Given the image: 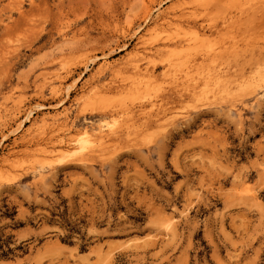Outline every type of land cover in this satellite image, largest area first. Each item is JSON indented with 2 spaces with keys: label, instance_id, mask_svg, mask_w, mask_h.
<instances>
[{
  "label": "rangeland",
  "instance_id": "obj_1",
  "mask_svg": "<svg viewBox=\"0 0 264 264\" xmlns=\"http://www.w3.org/2000/svg\"><path fill=\"white\" fill-rule=\"evenodd\" d=\"M147 1L0 0V264H264V0Z\"/></svg>",
  "mask_w": 264,
  "mask_h": 264
},
{
  "label": "bare ground",
  "instance_id": "obj_2",
  "mask_svg": "<svg viewBox=\"0 0 264 264\" xmlns=\"http://www.w3.org/2000/svg\"><path fill=\"white\" fill-rule=\"evenodd\" d=\"M151 2H152V0H148L147 3H145V4L143 3V4H142V6L144 5V7H143V11H142V17H141L142 20H143L142 22H145L146 19L151 15V8H150V6H152V5H151V4H152ZM253 3H254V4H256V3L258 4V2H253ZM254 4H253V5H254ZM258 6H259V5H256L255 8H254V10H255L256 7H257L259 10L261 9V10L264 12V9H263L264 6H263V8H261L262 5H261L260 7H258ZM253 7H254V6H253ZM246 9H249V7L246 8ZM259 10H258V11H259ZM245 11H246V10H245ZM262 11H260V12H262ZM249 13H250V12H249ZM256 13H258V12H257V9H256ZM261 14H262V13H261ZM261 14H260V15H261ZM260 15L258 14L257 16H260ZM257 16H256V17H257ZM257 18H258V17H257ZM150 31H151V29H150ZM150 31H149V32H150ZM147 32H148V31H147ZM151 33H152V32H151ZM148 34H149V33H147V35H148ZM141 36H143V35L141 34ZM167 37H168V36H167ZM198 38H199V37H198ZM64 39H65V38H64ZM66 39H67V38H66ZM170 39H171V37H170ZM174 39H175V38H174ZM240 39H241V38H240ZM240 39H239V40H240ZM172 40H173V39H171V41H172ZM243 40H244V39L242 38V42H244ZM229 42H230V41H229ZM232 42H234V41H232ZM236 42H237V40H236ZM240 43H241V40H240ZM250 43H251V42H250ZM227 44H229V43H227ZM227 44H226V45H227ZM233 44L235 45V42H234ZM241 44H242V43H241ZM256 44H257V43H255V45H256ZM239 45H240V44H239ZM228 46H229V45H228ZM237 46H238V45H236L235 48H236ZM248 46H249V48H250V47H251V44H249ZM256 46H257V45H256ZM224 47H227V46H224ZM232 47H233V46H231V48H232ZM258 47H259V46H258ZM258 47H257V48H258ZM262 47H263V46H262ZM227 48H228V47H227ZM231 48H230V49H231ZM233 48H234V47H233ZM233 48H232V49H233ZM235 48H234V49H235ZM240 48H241V47H239V50H240ZM249 48H248V51H247V52H249ZM251 48H252V47H251ZM251 48H250V49H251ZM253 48H254L253 50H256V51L251 52V50H252V49H251V50H250L251 53H249L248 55L251 54L249 57L252 56V57L255 58V59L253 58V59H254V62H251L250 58L247 59L246 57H245V60H244L245 62L242 61L243 59H242L241 61L244 62V66L246 67L245 69H249L248 73H252L251 71L255 70V72H256V73L258 74V76H259V75H261V74H264V57H263V59L261 60V59H260L261 57L258 55L260 49H262V48L257 49V48H255V46H253ZM145 49H146V48H145ZM234 49H233V50H234ZM263 49H264V47H263ZM142 50H143V49H142ZM226 50H228V49H226ZM239 50H238V51H235V53L239 52ZM257 50H258V52H257ZM149 51H150V50H149ZM223 51H224V50H223ZM225 52H227V51H225ZM228 52H229V51H228ZM255 52H256V54H257V53H258V54H257V55L254 54ZM260 52H261V51H260ZM262 52H263V51H262ZM262 52H261V53H262ZM185 53H186V52H185ZM230 53H231V51H230ZM230 53H228V54H230ZM233 53H234V52H233ZM183 54H184V53H182V55H183ZM186 54H187V53H186ZM253 54H254V55H253ZM151 55H152V53H151ZM174 55H176V54H174ZM177 55H178V54H177ZM187 55H188V54H187ZM201 55H202V54H201ZM204 55H205V54H204ZM178 56H180V58L182 57L180 54H179ZM185 56H186V55H185ZM199 56H200V55H199ZM205 56H206V55H205ZM205 56H204V59L207 58V56H206V57H205ZM255 56H256L257 58H256ZM258 56H259L260 58H258ZM263 56H264V52H263ZM174 57H175V56H173V58H174ZM188 57H189V56H188ZM252 57H251V58H252ZM176 58H177V57H176ZM176 58H175V60H176ZM178 58H179V57H178ZM182 58H183V57H182ZM183 59H184V58H183ZM193 59H194V58H193ZM202 59H203V58L201 57L200 60L203 61L204 59H203V60H202ZM246 59H247V60H246ZM148 60H149V59H148ZM169 60H170V59H168V61H169ZM175 60L173 59L172 62H176ZM177 60H178V59H177ZM181 60H182V59H181ZM186 60H187V58L185 59V61H186ZM196 60H197V59H196ZM196 60H195V61H196ZM239 60H240V59H239ZM182 61L184 62V60H182ZM187 61H188V60H187ZM187 61H186V62H187ZM191 61H193V60H190V62H191ZM197 61H199V60H197ZM201 61H199V62H201ZM190 62H189V63H190ZM193 62H194V61H193ZM193 62H191V63H193ZM235 62H237V63H235ZM242 62H241V63H242ZM177 63H178V62H177ZM191 63H190V64H191ZM194 63H195V62H194ZM232 63H234V64L232 65L233 69H231V70H232V71H234V70L237 71V69H238V71L240 72V73H238V74L235 72L234 74H235V75L237 74V76H239V77H238L239 79H241V77H244V75H245L244 73H245V72L242 73V71H241V70H243V69H242L243 65L240 64V61H238V60H235V61H234V60H233ZM174 64H176V63H174ZM184 64H185V62L183 63V65H184ZM169 65H170V64H169ZM172 65H173V64H172ZM172 65H170V66L172 67ZM179 65H180V64H179ZM191 65H193V64H191ZM194 65H195V64H194ZM194 65H193V66H194ZM200 65H201V64H200ZM235 65H236L237 68L235 67ZM240 65H241L242 67H240ZM175 66H176V65H175ZM187 66H188V64L186 65V67H187ZM189 66H190V65H189ZM189 66H188V67H189ZM195 66H196V65H195ZM195 66H194V67H195ZM222 66H223V65H222ZM229 66H230V65H229ZM146 67H147V66H146ZM198 67H199V66H198ZM224 67H226V65H224ZM224 67H223V68H224ZM230 67H231V66H230ZM234 67H235V69H234ZM152 68H153V67H152ZM152 68H151V69L147 68V69H144V70H146V71H150V70H152ZM162 68H163V67H162ZM164 68H165V67H164ZM184 68H185V67H184ZM191 68H192V67H189L188 69L190 70ZM221 68H222V67H221ZM167 69H169V68H167ZM186 69H187V68H186ZM186 69H185L184 71H185L186 74H187V70H186ZM199 69H200V67H199ZM189 70H188V71H189ZM201 70H202V69H201ZM204 70H206V72H205V73L203 72V74H202L201 76H199L200 73H199V75L196 74V73H198V72L194 71V69H192V72L189 71V74H192L193 71H194L195 74L197 75V77H200V79H201V78H204V79H205L206 77H207V78H210V75H209V74H210V73H209L210 70H209V68H208V69H204ZM218 70H219V69H218ZM223 70H226V69H223ZM223 70H219V71H220V75H221V77H220V75H218V76H219L218 78H221V80H225V79H223V78H225V77H224V76L222 77V75H223V73H224ZM139 71H140V70H139ZM146 71H145V74H146ZM181 71H182V70H181ZM184 71H182L181 73L184 74V73H185ZM197 71H198V69H197ZM219 71H217V74H219V73H218ZM228 71H229V70H228ZM232 71H231V72H232ZM243 71H244V70H243ZM151 72H152V71H150V74H151ZM183 72H184V73H183ZM190 72H191V73H190ZM221 72H222V74H221ZM229 72H230V71H229ZM147 73H149V72H147ZM248 73H246V75H247ZM67 74H68V73H67ZM182 74H179V75H182ZM186 74L182 75V76H183L182 80L184 79V77H187V76H188V78H189L190 75H189V74L186 75ZM195 74L193 73L191 76H193V75H195ZM234 74H233V75H234ZM146 75H147V74H146ZM227 75H228V74H227ZM65 76H66V75H65ZM191 76H190V79H188V78H185V79H188V80H190V81L196 79V78H193L194 76H193V77H191ZM216 76H217V75H216ZM178 77H179V79H181L180 76H178ZM234 77H236V76H234ZM234 77L232 76L233 79H234ZM247 77H248V76H247ZM250 77H251V76H250ZM65 78H66V77H65ZM191 78H193V79H191ZM207 78H206V79H207ZM216 78H217V77H216ZM259 78L261 79V82L264 83V80H262V77H259ZM259 78H257V79H259ZM185 79H184V80H185ZM206 79H205V80H206ZM239 79H238V80H239ZM251 79H255V80H253V81H255V82H256V80H257V79H256V76L251 77ZM182 80H180V81L182 82ZM234 80H237V78L234 79ZM176 81H177V80H176ZM178 81H179V80H178ZM185 81H186V80H185ZM185 81H183L184 84L186 83ZM251 81H252V80H251ZM183 82H182V83H183ZM188 82H189V81H188ZM248 83H250V82H248ZM187 84H189V83H187ZM192 84H195V83H192ZM73 85H74V84H73ZM73 85H72V86H73ZM85 85H86V83H85ZM256 85H257V83H254V84H253V87H255ZM263 85H264V84H263ZM78 86H79V85H78ZM257 86H258V85H257ZM179 87H180V88H179V91H180V89H181L182 86L179 85ZM253 87H252V89H253ZM70 88H71V87H70ZM75 88H76V87H75ZM96 88H97V87H96ZM170 88H172V87H170ZM176 88L178 89V86H177ZM259 88H260V87H259ZM82 89H83V88H82ZM84 89H85V88H84ZM168 89H169V87H168ZM174 89H175V87H174ZM177 89H176V91H177ZM183 89L186 90V93H184V94H179V97H180V100H179V101H181V102H183L185 99L188 100V98L190 97V95H192V94L194 95V94H195V93L190 94V92H189V91H190V90H189L190 88L186 87V85H185V87H184V86L182 87V90H181V91H183ZM68 90H70V89H68ZM192 90H193V89H192ZM79 91H81V90L79 89ZM83 91H84V90H83ZM104 91H105V89L103 90L102 93H104ZM173 91H174V90H173ZM252 91H254V89H253ZM97 92H98V91H97ZM100 92H101V91H99V93H100ZM183 92H184V91H183ZM187 92H188V93H187ZM191 92H194V90L191 91ZM176 93L178 94V93H180V92L177 91ZM252 93H253V92H252ZM263 93H264V92H263ZM94 94H95V93H92V95L90 96V97H92V98H89L90 100L87 99V100L90 101V102H88L85 106H82V105L79 106L80 109H78V108H77V109H78V110H81V112H85V111H87V112H91V111H92V109H91L92 106H95L96 103H97V101H99V100H101V99L104 98V97H101L102 95L99 96V97H97V96H95ZM96 94H97V93H96ZM257 94H258V93L256 92L255 95L257 96ZM64 95H65V94H64ZM182 95H183V96H182ZM193 95H192V96H193ZM198 95H199V94H198ZM201 95H202V93H201ZM260 95H262V93H261ZM260 95H259V96H260ZM93 96H95V97H93ZM103 96H105V95H103ZM263 96H264V95H263ZM65 97H66V96H65ZM77 97H78V96H77ZM86 97H88V96H86ZM195 97H196V95H195ZM257 97H258V96H257ZM193 98H194V97H193ZM193 98L191 97V100H192ZM202 98H205V93L203 94V97H202ZM259 98H260V97H259ZM60 99H61V98H60ZM63 99H64V97L62 98V101H63ZM162 99H163V98H162ZM164 99H165V98H164ZM175 99H176V98H175ZM66 100H67V99H66ZM84 100H85V99H84ZM189 100H190V99H189ZM256 100H257V99H256ZM67 101H68V100H67ZM164 102H165V100H164ZM175 102L177 103L178 101H175ZM175 102H174V103H175ZM56 103H57V102H56ZM59 103L62 104L61 101L58 102V104H59ZM83 103H84V102H82V104H83ZM85 103H86V101H85ZM150 103H151V102H150ZM169 103H170V102H169ZM172 103H173V102H172ZM93 104H94V105H93ZM151 104H152V103H151ZM154 104H155V103H154ZM154 104H153V105H154ZM158 104H160V103H158ZM166 104H167V103H166ZM170 104H171V103H170ZM179 104H180V103H179ZM56 105H57V104H56ZM155 105H156V104H155ZM173 105H174V104H173ZM59 106H60V105H59ZM146 106H147V105H146ZM166 106H167V105H166ZM39 107H40V106H39ZM42 107H43V106H42ZM141 107H142V106H141ZM151 107H152V105H151ZM156 107H157V106H156ZM159 107H160V106H159ZM37 108H38V107H37ZM154 108H155V106H154ZM160 108H161V107H160ZM38 109H39V108H38ZM143 109H144V110H143ZM145 109H147V108L145 107V108L140 109V110H139V115H138V113H136L140 118L137 117L136 114H135L136 118H138V119L140 120V123H141L143 126L146 125V124H150V123H152V122H153L152 120H154V118L156 119V117L151 118V116H154L153 114H155V116H157V114L159 113V111H158L159 109H158V108L156 109V112H154L155 109L153 110L152 108H148V109H150V110H148V113H146ZM162 109H163V108H162ZM162 109H161V110H162ZM78 110H77V111H78ZM161 110H160V111H161ZM163 110H165V109H163ZM163 110H162V112H164ZM65 111H66V109H63L62 112H65ZM136 111H138V110H136ZM152 111H153V112H152ZM31 112H32V110H27V111L25 110V113H24V115H23V120H21V121L16 125V128L14 129V131L19 130V132H21L20 129H23V125H22V123H23L25 120H28L29 117H31V116H30V115L32 114ZM62 112H60V113H62ZM151 112H152V113H151ZM134 113H135V112H134ZM102 114H104V113H102ZM159 114H160V113H159ZM131 117H132V116L129 117L130 120H131ZM133 117H134V116H133ZM133 117H132V118H133ZM157 117H158V116H157ZM63 118H64V117H63ZM134 118H135V117H134ZM129 119H128V120H129ZM46 120H47V121L50 120L51 123H54V122H56V121L59 120V119H58V115L55 114V115H53V116H51V117H46V118L44 117V118L42 119V122L44 121V123H45ZM132 120H134V119H132ZM62 121H63V119H62ZM101 121H102V120H101ZM126 121H127V120H126ZM126 121H125V122H126ZM60 122H61V121H60ZM125 122H124V123H125ZM127 122H130V121H127ZM127 122H126V123H127ZM137 122L139 123V121H137ZM137 122H136V123H137ZM44 123H43V124H44ZM61 123H62V122H61ZM130 123H132V124L134 123V124H133L134 126L136 125L135 122H130ZM63 124H64V123H63ZM63 124H62V127H64ZM65 124H66V123H65ZM65 124H64V125H65ZM68 124H69V123H68ZM70 124H71V123H70ZM128 124H129V123H128ZM141 124H138V125L140 126ZM53 125H54V124H53ZM53 125H52V126H53ZM119 125H120V126H119L118 130L121 128V124H119ZM122 125H123V124H122ZM130 125H131V124H130ZM130 125H129V126H130ZM31 126H33V125H31ZM68 126H69V125H68ZM84 126H85V125H84ZM127 126H128V125H127ZM129 126H128V128H129V129L131 128V131H132V127H134V126H132V125H131V127H129ZM150 126H151V125H150ZM53 127H54V126H53ZM69 127H70V126H69ZM117 127H118V126H117ZM123 127H124V126H123ZM123 127H122L121 129H123ZM137 127H138V126H137ZM137 127H136V128H137ZM56 128H57V127H56ZM66 128H67V126H66ZM66 128H65V130L67 131ZM74 128H75V127H74ZM128 128H127V129H128ZM136 128H135V129H136ZM142 128H143V127H142ZM144 128H146V127H144ZM24 129H25V128H24ZM72 129H73V128H72ZM76 129H77V128H76ZM76 129H75V132H76ZM127 129H126V130H127ZM129 129L127 130V132L124 133V135H126V133L129 134V133H128ZM54 130H55V129H54ZM54 130H53V131H54ZM77 130H78V129H77ZM124 130H125V127H124ZM124 130H123V131H124ZM126 130H125V131H126ZM137 130H138V129H137ZM66 131H65V132H66ZM134 131H135V130H134ZM19 132H18V133H19ZM120 132H122V130H120ZM47 133H48V132H47ZM113 133H114V132H113ZM113 133L105 134V135H104L103 132H101L100 130H99L98 133H97L96 131L93 132V130H92L91 128L84 127V128H81V130H79L78 134H74V135H76V136H75L76 138H75V140H74L75 145L72 144L73 147H72V146H69V145H70L69 142H66V143H63V142H62L63 144H61V143H60V144H61V148L63 149V151L72 152V154H75V155L77 154V155H78V154H80L82 151L84 152V151L87 149V147H91V148H93L94 146H98V147H100L101 144L106 140V138H107V140H108V138H109V142L106 140L108 143H110V142L113 143L114 140L118 137V134H117V136H112ZM48 134H50V133H48ZM68 134H69V133H68ZM18 135H19V134H18ZM29 135H30V132L25 130V131H22V134L20 135V137H21V136H22L23 138L28 137V140H30ZM39 136H40V135H39ZM50 136H51V135H50ZM64 136H65V135H64ZM64 136H63V137H64ZM66 136H67V134H66ZM66 136H65V137H66ZM109 136H112V137H109ZM37 137H38V136H37ZM37 137H35L36 140H37ZM40 137H41V136H40ZM46 137H47V136H46ZM53 137H55V136H53ZM65 137H64V138H65ZM23 138H22L21 140H23ZM32 138H33V137H32ZM35 138H34V139H35ZM48 138H49V137H48ZM69 138H70V137H68V141H70ZM73 138H74V137H73ZM58 139H59V138H58ZM65 139H67V138H65ZM71 139H72V138H71ZM19 140H20V139H19ZM21 140H20V141H21ZM24 140H25V139H24ZM40 140H41V139H40ZM48 140H49V139H48ZM59 140H60V139H59ZM61 140H62V139H61ZM71 141H73V140H71ZM28 142H29V141H28ZM32 142H34V141H32ZM32 142H31V143H32ZM38 142H39V141H38ZM107 142H106V145H107V147H108V143H107ZM21 143H22V141H21ZM29 143H30V142H29ZM34 143H35V142H34ZM112 143H111V144H112ZM26 144H27V143H26ZM37 144H38V143H37ZM37 144L35 143L34 145H37ZM39 144H40V143H39ZM104 145H105V144H104ZM106 145H105V147H106ZM109 145H110V144H109ZM23 146H25V145H23ZM29 146H30V145H29ZM29 146H28V147H29ZM32 146H33V145H32ZM105 147H104V148H105ZM70 148H71V149H70ZM96 148H97V147H96ZM98 149H99V148H98ZM98 149H97V150H98ZM90 150H91V149H90ZM100 150H101V149H100ZM93 151H95V149H94ZM101 151H102V150H101ZM96 152L98 153V151H96ZM86 153L89 155V152H88V151H87V152L85 151V156H86ZM97 153H95L96 156H97ZM93 154H94V153H93ZM91 155H92V154H91ZM91 155H89V156H91ZM96 156H95V157H96ZM78 157H79V156H78ZM80 157H81V156H80ZM85 158H86V157H85ZM85 158H84V159H85ZM77 159H78V158H77ZM84 159H83L82 161H84ZM90 159H91V158H90ZM78 160H80V159H78ZM78 160H77V161H78ZM87 160H88V159H87ZM91 160H92V159H91ZM89 161H90V160H89ZM79 162H81V161H79ZM38 174H39V173H38ZM39 176H42V174H40ZM171 219H172L171 216L165 218L166 227H168V226L171 224ZM106 259H107V255H106ZM106 259L103 258L102 260H106Z\"/></svg>",
  "mask_w": 264,
  "mask_h": 264
}]
</instances>
